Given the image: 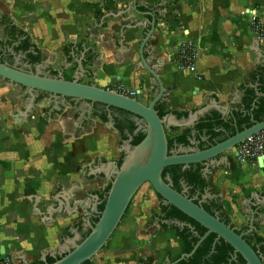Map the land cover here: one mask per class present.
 <instances>
[{
    "label": "crops",
    "instance_id": "crops-1",
    "mask_svg": "<svg viewBox=\"0 0 264 264\" xmlns=\"http://www.w3.org/2000/svg\"><path fill=\"white\" fill-rule=\"evenodd\" d=\"M137 6L143 13L161 12H155L156 29L145 52L168 91L161 110L234 105L251 72L264 68V0H137ZM252 12L261 29L254 26ZM3 18L27 35L47 71L70 79L84 59V84L135 91L144 104L152 100L156 86L141 68L139 54L147 29L135 28L149 26L151 18L135 13L132 0H0ZM4 28L0 23L1 38ZM188 42L198 50L195 74L175 63L178 48ZM29 99L25 88L0 79V253L16 264L40 261L73 236L71 229H82L83 213L69 216L65 204L104 192L109 181L93 171L101 163L121 161L128 139L105 107L103 119L93 104L38 94L26 117ZM235 152L226 153L227 162L212 171L213 188L218 187L221 203L229 201L238 230L249 228L264 238V204L257 199L264 197V169L259 162L239 163ZM145 185L128 211L147 209L149 201V219L160 199ZM149 223H138L135 238L133 225L118 228L94 264L172 262L179 244L170 232L151 229Z\"/></svg>",
    "mask_w": 264,
    "mask_h": 264
},
{
    "label": "water",
    "instance_id": "water-1",
    "mask_svg": "<svg viewBox=\"0 0 264 264\" xmlns=\"http://www.w3.org/2000/svg\"><path fill=\"white\" fill-rule=\"evenodd\" d=\"M167 4V2H165ZM137 0H132V9L137 14L151 18L149 26L138 25L135 28H145L147 32L141 43L139 51L141 68H144L153 78L156 86L152 100L144 104L143 97L129 98L116 91L99 88L95 84H84L83 61H78L79 69L67 79L63 72L52 75L47 71V65L36 64L35 71H26L19 67L20 60L15 59V64L0 61V79L11 86H21L30 95L29 104L23 116H28L35 106L38 94H47L55 98L69 99L76 102H84L89 105H101L107 110L112 109L128 113L145 124L143 129L144 139L133 146V138L129 136L122 147L124 156L119 162H107L93 171L95 175H101L110 183V189L105 198V207L98 211L99 196L92 195L88 200H74L72 206L65 204L68 215L83 213L81 218L82 229H71L72 237H68L60 247L51 252L43 253L40 262L44 264H86L93 262L103 249H105L117 228L120 226L131 202L145 185L150 184L157 195L162 199L163 205L173 206L184 215L201 225L207 230L206 235L196 245L190 254H184L176 262L179 263L192 257L203 240L210 234L217 235L218 239L228 243L237 254L242 256L247 264H264L263 257L244 239V235L234 226L223 222L217 215L206 211L201 205L195 203L185 195V192L177 191L171 178H163L166 168L181 166L187 169L191 165L207 164L208 170L220 168L227 162L226 153L242 145L250 137L264 130V120L254 121V113L258 110L264 99V68L251 72L245 82L243 94L238 103L234 105L214 107L201 110H161L166 116L161 117L157 110L159 104L168 97V91L157 73V66L149 65L145 57L147 47L153 39L156 29V16L154 10L143 13L137 8ZM161 14V12H156ZM12 52H15L14 49ZM34 54H37L34 52ZM21 57V56H19ZM30 67L31 65L25 64ZM249 118L254 122L250 127L224 139L226 129L222 125L234 124ZM139 123H137L138 125ZM212 124L217 126L218 133L222 136L210 140L209 130H202L201 126ZM219 125V126H218ZM139 131V130H138ZM190 132L189 145L180 146L182 154L169 150L170 138ZM207 143V150H201L199 145ZM260 168H263L264 157L258 160ZM183 185V183H182ZM259 205L264 204V197L257 195ZM92 213L97 215L98 222L91 224ZM250 229L254 230L255 213H252ZM83 233L88 234L83 238ZM4 254V253H3ZM3 256L2 259H5ZM48 258L55 260L49 263Z\"/></svg>",
    "mask_w": 264,
    "mask_h": 264
},
{
    "label": "flooded vegetation",
    "instance_id": "flooded-vegetation-1",
    "mask_svg": "<svg viewBox=\"0 0 264 264\" xmlns=\"http://www.w3.org/2000/svg\"><path fill=\"white\" fill-rule=\"evenodd\" d=\"M4 35H5L4 36L5 38L0 37V39L4 42V46L0 47V59H2L5 62H8L9 64L14 65L15 59L18 58L21 62L19 67L23 68L26 71H35V66L37 63H35L33 61V59L29 56V51L28 52H21V51L12 52L14 47H16L18 45V42L14 43L11 47L8 46V43L10 41V37L6 31V26L4 28ZM19 56H21V57H19ZM25 64H28L31 66L27 67V66H25ZM51 74L57 75V73H51ZM94 107H95V109H97L101 112V114H102L101 116L103 117V119L107 118V114H104L106 110L102 109L103 106L95 105ZM107 111L109 113V118L111 120L115 119V120H113V122L117 125V128L118 127L120 128L119 131L121 132V134L124 135L125 133H127L128 137H126V138H128V139H129V136H132V138H133L132 144L134 143L135 139L138 136H140L141 133H143L142 131L145 127L144 122H142V121L138 122L134 116H132L128 113H125V112H121V111L114 110V109H112L111 111H109V110H107ZM137 123H139V124L137 125ZM253 124H254V122L251 121V122H249V123L247 122L245 124H239L237 122V125H235L234 121H233L230 124V127L227 130V132L223 138L226 139L230 136H233V135L237 134L238 132H241L243 129L252 126ZM240 127H244V128L241 130ZM123 139H125V137H123ZM128 139L127 140L125 139L126 141L123 140V142L124 143L127 142ZM180 146H182V145H176L171 151L173 153L182 154V152L180 150ZM198 148H200L201 150H207V143L199 145ZM106 163H104V164H106ZM119 163H120V161H119ZM102 165H103V163H101L99 166H96L95 168L96 169L100 168ZM92 169H94V167ZM181 170H182V172H191L192 174L196 175L197 183L191 185L189 183L182 181L177 189L175 187L174 188L179 192H185V195L187 197H189V199H192L195 203L201 205L206 211L208 209L211 213H213L214 215H217V217L222 218V216H221L222 213L219 210L221 207V202H220L219 196H218L219 194H217L213 188L212 174H211L210 170H208L207 164L203 163V164H198V165H191L187 169H183V167H181ZM182 183H183V185H182ZM110 186H111V183L109 182L108 187L104 190L103 193H97L96 194V196H99L98 206H97L99 212L103 211V209H104L103 206L105 207V198H106V195L110 189ZM93 195H95V194H93ZM87 196H88V194H86L85 198ZM91 196H92V194H89V196L87 198H90ZM159 202H160V205H159L160 213L159 214H156L154 212L152 213V215L149 218L151 220V222L148 224L149 228H151V229L161 228V229L166 230L165 227L171 228L172 226H174V227L178 228L179 231H181V232H183L185 229H189L190 232L192 233V235L198 238V242L196 243V245L206 235L207 232H205L204 235H202V236L199 235L198 232H196V228L193 227V225L187 221H182L178 218L167 219V214L163 213L162 209H161L163 202H162V200H160ZM163 206H165V205H163ZM90 222H91V224H95L98 222V218H97L96 214L92 213V217L90 218ZM239 233L243 234L244 237H248V236H250V234L255 233V232H250L249 228H244V229L239 230ZM88 234L83 233V238L87 237ZM210 235H208L207 238ZM206 239L202 241L200 246L203 244V242L206 241ZM174 240L179 244V253H180L181 245L175 237H174ZM220 240L221 239H218V237L215 238L216 243H220L221 242ZM196 245L194 246V248L196 247ZM200 246L198 247V249L200 248ZM179 259H177L175 261L173 260L169 264H181L183 261L186 260L185 259L179 263H176ZM226 259L229 261V264H243V262L241 261V259L239 257V254H237L235 251L228 252V257H226ZM91 264H94V262Z\"/></svg>",
    "mask_w": 264,
    "mask_h": 264
},
{
    "label": "trees",
    "instance_id": "trees-1",
    "mask_svg": "<svg viewBox=\"0 0 264 264\" xmlns=\"http://www.w3.org/2000/svg\"><path fill=\"white\" fill-rule=\"evenodd\" d=\"M172 3L176 4L178 0H170ZM1 25L6 26V31L10 37V41L8 43V46L11 47L14 43L18 42V45L14 47V51H21V52H28L29 51V56L33 59L35 63L38 64L40 61V55L37 49L33 47V45L30 44L29 38L27 35L17 28L15 25H13L12 22H10L7 18H3L0 20ZM4 46V42L0 39V47ZM36 52L37 54H34ZM0 61H3L0 59ZM160 104L157 107V110L159 112V115L161 117L166 116L165 113L161 111ZM264 120V99L260 103L259 108L257 111L254 113V121H263ZM252 120L249 118L243 119L240 122L238 121L239 124H245L249 123ZM219 126V125H218ZM230 127V124H225L222 125L221 129H226L228 130ZM209 130V135H210V140L213 142L215 139L219 138L222 136V133H218L217 126L208 124L201 126L202 130ZM244 127H240L242 130ZM244 130V129H243ZM145 135L141 133L140 136H138L134 143L133 146L138 145L143 139ZM191 135L189 131H186L182 135H177L173 136L170 138L168 135V140H169V150L171 151L176 145H182V146H188L189 145V139ZM121 164V161H120ZM171 178L173 186L177 189L179 185L181 184L182 181L189 183L191 185L196 184V175L192 174L191 172H182L181 166H172L168 167L164 170L163 172V178ZM159 199L160 196L158 195ZM132 203V202H131ZM130 207V206H129ZM104 208V206H103ZM129 209V208H128ZM128 209L126 211V214L128 212ZM162 212L167 214V219H175L178 218L182 221H187L193 225V227L196 228V232H198L199 235H204L207 230L184 215L182 212H180L178 209H176L173 206H163L161 207ZM222 213V218H220L223 222L226 224L231 225L234 227V225L231 223V220L228 218V215L226 214L224 208L220 207L219 209ZM208 212H210L207 209ZM211 213V212H210ZM126 214L124 215L123 219L125 218ZM213 214V213H211ZM214 215V214H213ZM122 219V221H123ZM122 223V222H121ZM168 232H170L180 243L181 245V250L178 256H176L173 260H177L181 257L183 254H190L196 243L198 242V238L193 236L192 233L190 232L189 229H185L183 232L179 231L178 228L172 226L171 228L165 227ZM217 235L211 234L205 242L200 246V248L196 251V253L193 255V257L186 259L183 261L181 264H229V261L226 259L228 257V252H233L235 251L228 243H226L224 240H220V243L215 242V238ZM244 239L253 247V249L258 252L263 258H264V238L259 236L257 233H252L248 237H244ZM241 261L243 264H247L246 261L240 256ZM49 263H54L55 260L52 258H48ZM264 262V261H263ZM93 262H87L86 264H91ZM34 264H44L40 261L34 263Z\"/></svg>",
    "mask_w": 264,
    "mask_h": 264
},
{
    "label": "built area",
    "instance_id": "built-area-1",
    "mask_svg": "<svg viewBox=\"0 0 264 264\" xmlns=\"http://www.w3.org/2000/svg\"><path fill=\"white\" fill-rule=\"evenodd\" d=\"M253 13L252 22L256 28L261 29L262 24L258 22V18ZM264 37V34H262ZM198 57V50L194 43L188 42L181 45L175 55V63L179 70L187 71L195 74V66ZM200 79V77H199ZM129 98H138L139 93L135 91H126L120 88L116 91ZM235 157L241 164L252 163L257 165L258 160L264 157V130L247 139L242 145L236 148ZM264 169V165L263 168ZM0 264H16L15 259L7 256L5 259L1 258L0 253Z\"/></svg>",
    "mask_w": 264,
    "mask_h": 264
},
{
    "label": "rangeland",
    "instance_id": "rangeland-1",
    "mask_svg": "<svg viewBox=\"0 0 264 264\" xmlns=\"http://www.w3.org/2000/svg\"><path fill=\"white\" fill-rule=\"evenodd\" d=\"M145 187L148 188L150 191L153 190V187H152L150 184H146ZM214 188H215V187H214ZM217 189H218V187H217ZM217 189H215V191H216V193H219V191H218L219 189H218V190H217ZM231 195H232V194H231ZM236 197H237V195H236ZM156 198H157V197H156ZM147 203H148V207L146 206L147 209L141 208L140 211H139V210H137V212L134 211V212H136V213H133V211L130 209V210L128 211V213L126 214L125 218L123 219L122 223H121L120 226L118 227L119 230H118V228H117L118 232L121 231L123 228H126L127 225H128V226H129V225H130V226L133 225V226L135 227V231H133V232L131 233V237L135 238V237H136L137 230H139V224H138V223L141 222V223L143 224V223H145L146 221H147V222H151L150 219L146 218V217L148 216V214H147L148 210L151 209V208H149V207L151 206V205H150V202L148 201ZM228 204L230 205L229 201H224L223 203H221V205H222V207L224 208L226 214L228 215V218L230 219V218H232V217H231V212H232V210H231V208H229ZM159 213H160V210L157 209V210H156V214H159ZM229 214H230V216H229ZM237 214H238V216L243 217V215L241 214V212H238ZM230 220L233 221V219H230ZM132 223H134V224H132ZM117 230H116L115 232H117ZM110 240H111V239H110ZM109 242H110V241H109ZM161 253H162V255H163V254H165L166 252H161ZM176 253H177V252H176ZM174 254H175V253H174ZM165 255H166V254H165ZM95 257H96V256H95ZM161 259H162V257H161ZM160 262H161V261H160ZM161 264H163V263H161Z\"/></svg>",
    "mask_w": 264,
    "mask_h": 264
}]
</instances>
